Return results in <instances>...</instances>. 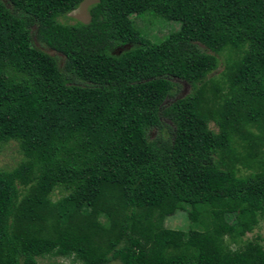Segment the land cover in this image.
Instances as JSON below:
<instances>
[{"label":"trees","instance_id":"1","mask_svg":"<svg viewBox=\"0 0 264 264\" xmlns=\"http://www.w3.org/2000/svg\"><path fill=\"white\" fill-rule=\"evenodd\" d=\"M83 1L0 0V264H264V0Z\"/></svg>","mask_w":264,"mask_h":264},{"label":"rangeland","instance_id":"2","mask_svg":"<svg viewBox=\"0 0 264 264\" xmlns=\"http://www.w3.org/2000/svg\"><path fill=\"white\" fill-rule=\"evenodd\" d=\"M97 2V0H84L79 7L67 14L66 17L60 18L62 21H66L67 23H75L76 21L88 22L90 19L89 10L92 4ZM134 27L138 30L141 36L153 43H159L163 41L169 34L177 31L180 27V23L174 20H168L160 15H156L152 12H146L142 14H133L131 16ZM37 44H40L37 42ZM40 46V45H39ZM45 48V47H44ZM47 49V48H46ZM48 50V49H47ZM223 64H220V69H222ZM180 84V90L177 94V97L183 96L189 91V85L178 79H174ZM172 98L167 99V102H171ZM20 151L16 142H10L3 147L0 148V167H11L16 164V162L20 159ZM60 195L56 191L52 198L56 199ZM167 225L172 228H181L184 230H188V222L186 220V214L184 213H176L172 215L167 220ZM259 233L264 238V222H261L260 227H258L254 233H249L248 237H253ZM264 243V241H263ZM38 264H77L72 263V261L68 258L63 257H45L39 258ZM111 264H119L114 261Z\"/></svg>","mask_w":264,"mask_h":264}]
</instances>
